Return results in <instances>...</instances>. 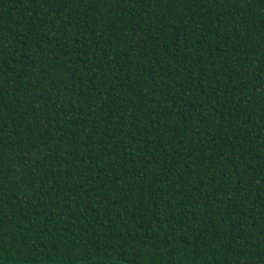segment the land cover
Wrapping results in <instances>:
<instances>
[{
  "label": "trees",
  "instance_id": "16d2710c",
  "mask_svg": "<svg viewBox=\"0 0 264 264\" xmlns=\"http://www.w3.org/2000/svg\"><path fill=\"white\" fill-rule=\"evenodd\" d=\"M0 264H264V0H0Z\"/></svg>",
  "mask_w": 264,
  "mask_h": 264
}]
</instances>
